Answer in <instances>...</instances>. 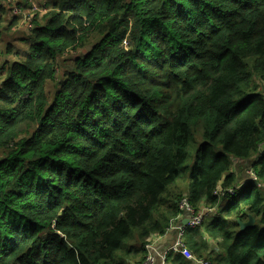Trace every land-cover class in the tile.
Segmentation results:
<instances>
[{
    "label": "trees",
    "instance_id": "trees-1",
    "mask_svg": "<svg viewBox=\"0 0 264 264\" xmlns=\"http://www.w3.org/2000/svg\"><path fill=\"white\" fill-rule=\"evenodd\" d=\"M38 4L0 65V264H141L183 197L221 206L195 260L264 264V0Z\"/></svg>",
    "mask_w": 264,
    "mask_h": 264
},
{
    "label": "built area",
    "instance_id": "built-area-1",
    "mask_svg": "<svg viewBox=\"0 0 264 264\" xmlns=\"http://www.w3.org/2000/svg\"><path fill=\"white\" fill-rule=\"evenodd\" d=\"M6 2L10 3V7L8 9H10V11L15 14V17H17L19 19V21L21 22L19 25L21 28H23L22 27V25H23L24 27L32 29L33 26L30 25L31 21H34L37 16L39 17L38 14L43 13V12L44 13L47 12V9L45 7H40L39 4L37 2H35L34 0H6L5 3ZM21 4H24V5L27 4L26 7H29V8H24L25 15H28L27 18H20L18 16L19 7L17 5L21 6ZM42 4L44 6L45 3H42ZM1 5H2V3L0 4V8H1ZM29 11L31 13H29ZM124 44L127 45L126 42H124ZM249 178L253 181L256 180V177L254 174H252V172H249ZM236 188L238 189L239 186H236ZM234 192L235 191H233L232 189L224 190L221 188H216L215 191L213 192V195L215 197H217L218 199H220L225 194V197L223 198V200H224L227 197L234 195ZM178 209H179V215L177 216L176 219L171 221L170 227L168 229V231L173 230V229L177 230L175 242L172 245H170L162 253L161 257L158 258L159 259L158 264H170L168 256L173 255V254H180L186 260H189V261L193 262L194 264H209L206 261L195 260L193 258L190 251L187 249V247L185 245L184 237H185V232L188 229H196L198 227H201L210 216L215 214L216 210H217L216 207L202 206L199 210L195 211L192 208V206L190 205L187 198L183 197L180 200V202L178 203ZM182 214H186L188 216L186 218L187 223L184 226L181 224H180V226H176L177 222H175V221L181 220ZM145 248L147 250V255L145 257L144 262L141 264H155L156 263V257L148 252L150 249V246H145Z\"/></svg>",
    "mask_w": 264,
    "mask_h": 264
},
{
    "label": "crops",
    "instance_id": "crops-1",
    "mask_svg": "<svg viewBox=\"0 0 264 264\" xmlns=\"http://www.w3.org/2000/svg\"><path fill=\"white\" fill-rule=\"evenodd\" d=\"M35 2L39 3H49L52 6V2L53 0H34ZM15 17V14L13 12L10 11V9H5V11L2 13L0 11V40L3 39L4 40H9V41H13L15 39V37H18L19 39L21 37L16 36V29L15 28H11L8 29V25L12 22V19ZM17 25H20V23L18 22ZM6 46H7V42ZM9 45V44H8ZM12 45V44H11ZM14 46V45H12ZM6 47H4V45H2V43L0 42V65H3L5 63H7L9 61V59L11 58V54L6 53L5 50ZM241 169H244V167H242ZM245 174H247V171H245ZM243 176L242 174H239V176ZM242 185H244V181L239 183L238 186L241 188ZM220 211V210H219ZM188 216L186 214H182V218L181 220H176V226H180L181 221H183L184 219H186ZM218 217V216H216ZM215 217V218H216ZM177 217H175L174 219H176ZM173 219V220H174ZM212 221V220H211ZM206 222H208L206 220ZM211 222H208V224H210ZM176 235H177V230L173 229L170 231H167L166 234L162 235V236H151V244H150V249H149V253H151L152 255H154L156 257V263H159V257H161L162 253L175 242L176 239ZM209 239V238H208ZM207 239V240H208ZM208 245L209 248L212 249L213 247L216 246V242L212 239L208 240ZM171 264V262H170Z\"/></svg>",
    "mask_w": 264,
    "mask_h": 264
},
{
    "label": "rangeland",
    "instance_id": "rangeland-1",
    "mask_svg": "<svg viewBox=\"0 0 264 264\" xmlns=\"http://www.w3.org/2000/svg\"><path fill=\"white\" fill-rule=\"evenodd\" d=\"M39 3H41L42 4V2H39ZM43 5V4H42ZM18 7H19V14H18V16L20 17V18H27L28 17V15H25V13H24V8H29V7H26L27 6V4H21V6L20 5H17ZM10 7V3H8V2H6V3H4V4H2L1 5V9L2 10H4V9H8ZM29 13H31L30 11H29ZM39 15V17H38V21H41V19H42V17H43V15H44V12L43 13H40V14H38ZM16 36H19V37H21L20 39L18 38V37H15V39L13 40V41H9V40H4L3 41V39H1L0 40V42L2 43V45H4V43L5 42H7V45L8 44H12V45H14V46H12V51H13V54H12V56H11V58L10 59H14V58H17L18 56L19 57H22L23 56V54H24V52H25V50H26V47H27V44L25 43V42H23L22 41V38H23V36L21 35V34H19V32H16V34H15ZM16 45V46H15ZM51 89V86H49L48 87V90H50ZM182 181H181V179H179L178 180V182H177V184L178 183H181ZM221 189H224V190H229V189H231V188H221ZM215 191V190H214ZM213 191V192H214ZM214 196V195H213ZM225 197V194H224V196L222 197V198H220V199H218V203H220L222 200H223V198ZM204 206V205H203ZM220 208H221V206H218V209L216 210V213L215 214H213L212 216H210L208 219H207V221L208 222H212L211 220H213L216 216H217V214L219 213L218 211L220 210ZM206 223V222H205ZM151 244V243H150ZM150 244H147L146 246H150ZM145 250H146V248H145ZM149 252V251H148ZM146 255H147V250H146ZM144 262V261H143ZM142 262V263H143Z\"/></svg>",
    "mask_w": 264,
    "mask_h": 264
},
{
    "label": "water",
    "instance_id": "water-1",
    "mask_svg": "<svg viewBox=\"0 0 264 264\" xmlns=\"http://www.w3.org/2000/svg\"><path fill=\"white\" fill-rule=\"evenodd\" d=\"M186 223H187V219H184V220L181 222V225L184 226ZM238 224H239V226H240V230L243 231L244 229L253 226V224H254V219H253L251 216H248V219H247L246 222H240V221H238Z\"/></svg>",
    "mask_w": 264,
    "mask_h": 264
}]
</instances>
